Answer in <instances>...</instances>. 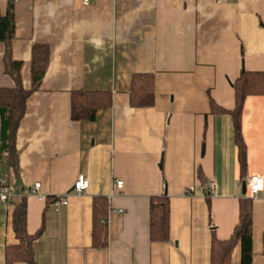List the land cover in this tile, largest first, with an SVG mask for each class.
<instances>
[{"label":"crops","instance_id":"0c3cea01","mask_svg":"<svg viewBox=\"0 0 264 264\" xmlns=\"http://www.w3.org/2000/svg\"><path fill=\"white\" fill-rule=\"evenodd\" d=\"M7 3L0 0V15ZM14 17L11 55L22 62L25 89L32 46L48 45L50 57L14 134L17 171L0 151V179L16 189L0 201V264L5 247L18 243L11 217L21 196L28 233L41 229L32 244L36 264H210L212 232L230 238L240 200L249 197L242 182L264 181V94L243 103V171L231 116L210 108V100L234 107L232 83L242 70L264 72V1L14 0ZM3 53L0 42V86L12 87ZM134 73L154 75L152 106H130ZM80 89L110 92L111 106L93 120H72L71 93ZM79 174L88 180L85 194L72 190ZM208 181L213 196L185 194ZM61 195L66 203L57 206ZM161 195L169 206L165 242L149 238L150 198ZM97 196L107 198V214L114 210L99 249L92 247ZM251 199L252 264H264V190ZM231 264H240L239 244Z\"/></svg>","mask_w":264,"mask_h":264},{"label":"trees","instance_id":"16d2710c","mask_svg":"<svg viewBox=\"0 0 264 264\" xmlns=\"http://www.w3.org/2000/svg\"><path fill=\"white\" fill-rule=\"evenodd\" d=\"M15 38L14 0H8L4 14L0 15V42L4 44L3 63L5 72L13 81L12 87L0 86V151L6 162L17 171L18 152L14 146V134L19 120L23 116L25 103L30 94L40 86L49 63L50 49L46 44L32 46L30 62L31 86L22 85L20 70L22 62L14 60L11 45ZM235 105L225 109L210 100L213 112L228 113L233 122L234 141L238 148V157L243 171L246 166L245 144L240 130V118L243 103L248 95L264 94V72L242 70L232 83ZM155 102V77L152 73H134L129 85V104L132 107H148ZM111 93L106 91L74 90L71 93L70 115L72 120H93L100 109L111 106ZM92 247L104 248L108 244L107 198L97 196L93 199ZM12 229L18 243L5 247V264L26 262L36 264L32 244L41 234L27 231L26 198L21 196L14 204L11 217ZM149 238L151 241L165 242L169 239V206L167 195L150 198ZM239 244L240 264H252V199L240 200L239 221L232 235L219 240L212 232L210 244V264H231L232 251ZM264 253V232L262 236Z\"/></svg>","mask_w":264,"mask_h":264},{"label":"built area","instance_id":"2783aa9c","mask_svg":"<svg viewBox=\"0 0 264 264\" xmlns=\"http://www.w3.org/2000/svg\"><path fill=\"white\" fill-rule=\"evenodd\" d=\"M92 0H82L84 4H88ZM232 0H216L218 3L223 2H230ZM264 1V0H263ZM246 182V191L249 195V197H255L259 193H261L264 190V181L263 178L259 175H249L245 179ZM122 180H115L113 182L112 187L113 188H120L122 186ZM40 184L35 183L34 184V192H36L39 188ZM88 189V180L84 177V175L79 174L77 178L74 181L72 190L75 191L77 194H85ZM194 191H200L205 196L210 197L215 194V185L212 181H208L205 183H202L196 187L190 186L185 190V194L190 195L193 194ZM16 189L13 184H11L6 177H2L0 179V201L2 202H9L13 199L15 195ZM66 203V195L58 196L54 204L57 206L61 204ZM114 212V210L109 209L107 217H106V223H109L110 220V213ZM118 212H122V210H118Z\"/></svg>","mask_w":264,"mask_h":264},{"label":"water","instance_id":"95a60500","mask_svg":"<svg viewBox=\"0 0 264 264\" xmlns=\"http://www.w3.org/2000/svg\"><path fill=\"white\" fill-rule=\"evenodd\" d=\"M242 193L243 194L246 193V182L245 181L242 182Z\"/></svg>","mask_w":264,"mask_h":264}]
</instances>
